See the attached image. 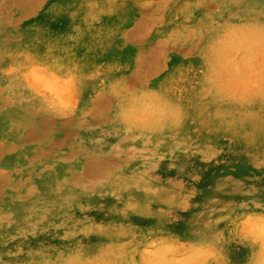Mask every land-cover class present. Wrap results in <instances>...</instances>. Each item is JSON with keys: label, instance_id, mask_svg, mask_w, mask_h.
<instances>
[{"label": "rangeland", "instance_id": "rangeland-1", "mask_svg": "<svg viewBox=\"0 0 264 264\" xmlns=\"http://www.w3.org/2000/svg\"><path fill=\"white\" fill-rule=\"evenodd\" d=\"M0 264H264V0H0Z\"/></svg>", "mask_w": 264, "mask_h": 264}]
</instances>
